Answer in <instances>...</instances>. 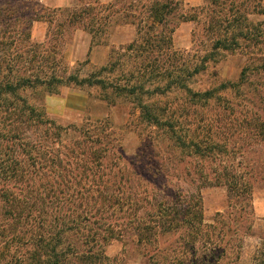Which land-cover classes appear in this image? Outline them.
<instances>
[{
    "label": "trees",
    "instance_id": "obj_1",
    "mask_svg": "<svg viewBox=\"0 0 264 264\" xmlns=\"http://www.w3.org/2000/svg\"><path fill=\"white\" fill-rule=\"evenodd\" d=\"M78 1L80 5L49 8L39 0H0L2 264H112L103 249L126 233L134 237L148 264H238L243 238L253 224L256 176L240 172L246 167L242 161L222 160L226 151L209 136L197 139L188 131L178 132L174 114L142 97L179 91L205 102L216 98L218 89H234L251 73H264V18L252 19L264 16V0H203L199 15L213 44L200 62L184 67L175 63L180 59L172 48V35L180 22L200 19L184 12L182 0ZM36 21L47 24L43 42L31 38ZM114 24L133 25L136 39L111 50L107 65L85 77L69 70L60 51L69 33L81 29L89 34L91 45L103 44ZM220 52H238L246 58L238 80L223 82L216 90L193 91L190 78ZM129 59L135 60L132 70L110 79ZM70 84L132 96L142 118L165 127L173 145L187 157L211 159L215 164L211 174L203 172L191 181L200 182L197 193L167 188L163 174L162 184H156V177L146 181L136 177V162L128 161L120 143L110 137V126L100 122L94 130L89 121L56 124L42 104L30 100L37 89L56 92ZM233 120L242 130L250 128L255 144L264 142V117L246 112ZM219 121L210 120L208 132L220 127ZM157 167L153 166V175ZM204 186H224L227 192L226 210L216 212L210 223L203 217L199 194ZM256 261L264 264V241Z\"/></svg>",
    "mask_w": 264,
    "mask_h": 264
},
{
    "label": "rangeland",
    "instance_id": "obj_2",
    "mask_svg": "<svg viewBox=\"0 0 264 264\" xmlns=\"http://www.w3.org/2000/svg\"><path fill=\"white\" fill-rule=\"evenodd\" d=\"M182 1L184 12L188 15H199L202 8L205 7L203 0ZM80 4L81 1H78L77 5ZM198 17L199 23L190 20L180 22L172 35V48L177 52L180 59L175 62L178 67L191 66L195 62H200L202 56L210 51L213 44L206 35L207 31L203 29V15ZM263 18L264 16L252 17L253 20ZM121 25L123 24L112 25L109 28L106 42L98 45H108L111 35ZM132 27L134 26L129 25L128 28L133 32ZM77 30L81 29L75 31ZM47 31L46 23L33 22L32 40L43 42L46 39ZM134 32V37L131 40L136 39L135 27ZM73 33L74 31H71L68 40L61 43L60 51L63 62L69 66V70H73L82 78L100 66L91 63L90 57L85 60L86 57H83L80 49L73 50L71 48ZM114 38L116 40L112 39L113 43L110 45L109 56L111 50H117L131 42L121 43L123 38ZM219 54L214 61L211 60L206 63L203 71L190 78L188 85L193 91L202 92L213 88L216 90L223 82H236L238 80L240 72L246 64V58L238 52H220ZM138 60L137 58L136 61L138 62ZM134 62L135 60L131 59L124 61V65L119 66L110 75V79L121 78L119 75L123 74L122 70H132ZM244 80L243 84L236 85L234 89H218L215 92L217 97L205 102L197 101V99H193V101L179 91H172L163 96L154 95L150 98L143 96L142 101L154 104L168 112L170 116L174 114V127L178 132L188 131L197 139H204L209 136L212 141L222 144V150L226 151V154L223 152L222 160L226 163L242 161L246 167L242 168L240 172L251 171L252 175L256 176L252 183L253 190L257 189L264 192V142L255 144L250 128H243L242 130L238 125L239 121L233 120L234 118L240 120L246 112H256L264 117V73H251ZM146 86H148V82H146ZM27 95L30 93L27 92ZM30 100L36 104H42L41 109L47 118L56 124L80 125L89 121L88 123L94 130H96V125H100V122L105 127L110 126L112 130L110 137L120 143L128 161L136 162L138 175L135 176H140L145 181L156 177V184H162L163 180L167 179V188L173 189L175 192L196 194L198 186L201 184L197 181L192 184L191 181L203 172L211 174V170L215 166L211 159H201L199 156L187 157L179 148H176L172 140L168 138L169 133L165 127L151 125L142 118L140 109L137 107L138 103L132 96L113 95L110 90H101L95 86L70 84L60 86L56 92H51L47 88L37 89L30 95ZM250 116L251 114H247L246 118L249 120ZM161 118L162 120L165 119L164 117ZM216 119L220 120V127L208 132V125H211ZM210 120L212 122L208 124ZM150 160L154 161V165H150ZM144 164L147 165L146 169H142ZM155 165L158 166V172H154L155 175H153L152 168ZM161 174L164 175V179H161ZM140 182L142 186H145L143 181ZM196 187L197 189H195ZM137 189L140 192L142 187ZM133 190L135 189L133 188ZM199 194L202 201L203 217L207 223L211 222L216 210L224 209V207L223 211L226 210L228 201L224 186H204L200 189ZM143 209L149 212L153 211V207L145 206ZM142 212L143 210L139 212L141 217L144 216ZM252 221L251 231L243 238V247L239 254L238 264H257L256 255L264 241L261 239L264 237V218H257L254 215ZM103 253L112 264H148L147 258L139 252L134 237L132 238L130 233H126L122 240H109L103 249ZM0 264H2L1 260Z\"/></svg>",
    "mask_w": 264,
    "mask_h": 264
},
{
    "label": "crops",
    "instance_id": "obj_3",
    "mask_svg": "<svg viewBox=\"0 0 264 264\" xmlns=\"http://www.w3.org/2000/svg\"><path fill=\"white\" fill-rule=\"evenodd\" d=\"M39 1L42 5L46 7H51V8L70 7V6H76L78 4V0H39ZM99 1L101 3L112 2L111 0H99ZM129 25L130 24H123L117 27L116 32L113 33L109 39V44L105 46L98 45V44L91 45L90 43L91 39L88 33H86L83 30L74 31L73 36H72L71 48L73 50L80 49L83 57L84 58L86 57L85 60H88L90 57L91 63L95 65H98V66L107 65L109 61V57H110L109 56L110 45L111 43H113L112 42L113 40H116L114 37L123 38L121 40V43L132 41L131 39L134 37L135 32H134V27L131 28L133 29V32L132 30L128 28ZM252 206H253V213L255 217L264 218V192L263 191H258L257 189H254L252 191ZM224 209L216 210V212H222Z\"/></svg>",
    "mask_w": 264,
    "mask_h": 264
}]
</instances>
